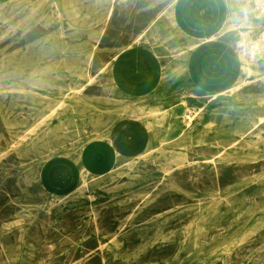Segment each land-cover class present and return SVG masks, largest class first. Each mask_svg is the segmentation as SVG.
I'll return each mask as SVG.
<instances>
[{
  "label": "rangeland",
  "instance_id": "rangeland-1",
  "mask_svg": "<svg viewBox=\"0 0 264 264\" xmlns=\"http://www.w3.org/2000/svg\"><path fill=\"white\" fill-rule=\"evenodd\" d=\"M106 1L99 19L87 0H0V264H264V111L232 132L215 109L224 95L135 120L114 110L99 95L143 15ZM255 9L264 22V2ZM241 53L264 87L263 54ZM141 119L164 124L162 136L115 171L98 174L112 167L108 144L95 170L69 159Z\"/></svg>",
  "mask_w": 264,
  "mask_h": 264
},
{
  "label": "crops",
  "instance_id": "crops-1",
  "mask_svg": "<svg viewBox=\"0 0 264 264\" xmlns=\"http://www.w3.org/2000/svg\"><path fill=\"white\" fill-rule=\"evenodd\" d=\"M263 2L131 0V11L142 14L143 22L131 24L129 28L140 33L128 42L115 45L122 49L110 60L113 65L109 73V94L102 96L101 93L99 98L111 100L114 110L129 111L127 118L135 120L142 112L159 105L168 111L183 110L186 105L201 108L211 96L224 95L215 105V109L226 114L224 126H229L232 132L249 126L264 111V102H260L264 87L260 82H250L251 77L244 70V63L249 61L246 58L244 61L240 46L264 29V22L256 19L257 6ZM106 4V0H87L85 13L91 10L93 13L96 8L99 19L104 18ZM253 6L256 9L251 10ZM238 15L242 17L235 18ZM244 16L247 20L240 24ZM227 26L232 27L226 29ZM254 67L257 76H263L264 68ZM141 124L131 121L118 131L112 126L107 136L86 138L81 145L84 149L78 152L79 147H74L69 159L80 154L85 168L95 170L97 163L92 158L105 154L103 149L108 144L112 167L98 174L115 171L117 158H132L144 144L157 142L162 136L157 132L163 130L164 124L149 119L146 126ZM243 138L239 133L228 134L222 142H238ZM111 142L118 143L117 147ZM62 157L61 154L50 158Z\"/></svg>",
  "mask_w": 264,
  "mask_h": 264
},
{
  "label": "built area",
  "instance_id": "built-area-1",
  "mask_svg": "<svg viewBox=\"0 0 264 264\" xmlns=\"http://www.w3.org/2000/svg\"><path fill=\"white\" fill-rule=\"evenodd\" d=\"M245 47H247L249 51L253 50V54L261 53L264 56V29L256 34L255 37L244 40L240 48L244 51Z\"/></svg>",
  "mask_w": 264,
  "mask_h": 264
},
{
  "label": "bare ground",
  "instance_id": "bare-ground-1",
  "mask_svg": "<svg viewBox=\"0 0 264 264\" xmlns=\"http://www.w3.org/2000/svg\"><path fill=\"white\" fill-rule=\"evenodd\" d=\"M179 53V52H178ZM140 122H142V124L141 125H144V126H146V122L144 121V120H140ZM210 123V122H209ZM186 124H188V123H186ZM207 124H208V122H207ZM212 123H210V125H211ZM158 147V146H157ZM180 147H181V145H180ZM153 149V148H152ZM149 150V149H148ZM150 150H151V148H150ZM136 157V156H135ZM169 171V170H168ZM167 171V172H168ZM84 182V181H83Z\"/></svg>",
  "mask_w": 264,
  "mask_h": 264
}]
</instances>
